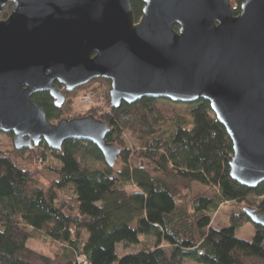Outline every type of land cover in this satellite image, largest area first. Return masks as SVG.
Instances as JSON below:
<instances>
[{
    "label": "trees",
    "instance_id": "trees-1",
    "mask_svg": "<svg viewBox=\"0 0 264 264\" xmlns=\"http://www.w3.org/2000/svg\"><path fill=\"white\" fill-rule=\"evenodd\" d=\"M228 1L237 15L243 0ZM131 6L137 21L143 2ZM109 89L107 79H92L64 92L60 108L46 92L32 99L51 123L70 115L108 123L105 139L121 152L113 168L86 142L67 141L59 151L44 143L22 150L0 144V264H81L79 255L87 264H264V228L243 211L264 212V183L246 188L230 178L231 142L209 104L175 110L143 98L111 108ZM98 91L108 112L75 111L80 93ZM224 204L237 213L230 227L217 228L210 215ZM247 223L250 242L234 237ZM139 235L151 238L152 247L116 255V244L139 245Z\"/></svg>",
    "mask_w": 264,
    "mask_h": 264
},
{
    "label": "water",
    "instance_id": "water-1",
    "mask_svg": "<svg viewBox=\"0 0 264 264\" xmlns=\"http://www.w3.org/2000/svg\"><path fill=\"white\" fill-rule=\"evenodd\" d=\"M142 2L136 21L131 0H0V14L12 4L0 20V133L16 150L90 143L113 168L121 152L108 123H51L32 99L46 92L60 108L64 92L104 78L111 108L207 102L231 142L230 178L264 183V0H243L237 15L228 0ZM243 211L264 228V212Z\"/></svg>",
    "mask_w": 264,
    "mask_h": 264
},
{
    "label": "rangeland",
    "instance_id": "rangeland-1",
    "mask_svg": "<svg viewBox=\"0 0 264 264\" xmlns=\"http://www.w3.org/2000/svg\"><path fill=\"white\" fill-rule=\"evenodd\" d=\"M100 92L101 91H98L97 94L96 93L92 94L88 92L80 93L75 98V104H76V108H74L75 111H78L81 114H85L88 108H95L100 112H108L109 109L105 107L104 102H103V97L101 96L102 94H100ZM84 96L89 97L88 102H84L82 100ZM169 105L175 110H184L186 108V106L183 104L174 105L170 103ZM73 116L70 115V118H72ZM124 135H125L126 140L129 142V145L132 147L133 143L130 140L129 134L125 133ZM12 141H13V137L9 136L8 134H2V133L0 134V144L4 148H9L11 146L13 147ZM196 191L199 193L204 192V190L201 188L197 189ZM233 213H237V209L233 205L224 204L220 206L215 213L210 215V220H211L212 225L217 228L218 227H222V228L230 227L229 217ZM253 235H254V232H253V227L251 223H247L243 225L242 227L235 229L234 231V237H236L237 239L248 241V242L252 240ZM139 239L141 241L139 245L129 246L127 248L123 247V245L120 243L116 244L115 246L116 255L118 257H121L126 254L136 253L137 251L141 249L142 246H145L148 248L152 247L153 240L151 238L145 237L143 235H139ZM162 248H165V245H163Z\"/></svg>",
    "mask_w": 264,
    "mask_h": 264
},
{
    "label": "built area",
    "instance_id": "built-area-1",
    "mask_svg": "<svg viewBox=\"0 0 264 264\" xmlns=\"http://www.w3.org/2000/svg\"><path fill=\"white\" fill-rule=\"evenodd\" d=\"M88 99H89V97L88 96H84L83 97V101L84 102H88ZM77 260H78V262L79 263H81V264H87V261H86V259H85V256H83V255H79V256H77Z\"/></svg>",
    "mask_w": 264,
    "mask_h": 264
}]
</instances>
